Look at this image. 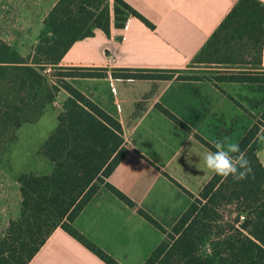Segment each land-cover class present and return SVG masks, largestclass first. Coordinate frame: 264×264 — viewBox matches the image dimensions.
Instances as JSON below:
<instances>
[{"label":"trees","instance_id":"16d2710c","mask_svg":"<svg viewBox=\"0 0 264 264\" xmlns=\"http://www.w3.org/2000/svg\"><path fill=\"white\" fill-rule=\"evenodd\" d=\"M129 16L154 28L124 0H58L43 19L32 54L23 57L0 40V103L9 108L3 114L4 125L19 127L25 108L41 111L60 90L68 94L42 145L50 171L18 176L19 215L0 232V264H28L58 228L106 264H121L73 225L103 188L163 233L164 239L141 264H264V164L258 155L264 145L260 138L264 135V101L259 116H251V125L237 142L247 154L251 173L240 181L213 174L196 195L188 193L189 206L168 228L108 181L129 152L123 127L69 79L105 78L109 70L67 68L60 61L76 41L93 36L95 29L109 36L111 28H123ZM263 47L264 3L238 0L192 60L222 57L212 77L176 76L177 70L159 69H113L110 75L126 80H207L222 93L221 83L264 87ZM48 66L58 68L52 82L47 77ZM155 108L192 132L160 103Z\"/></svg>","mask_w":264,"mask_h":264},{"label":"rangeland","instance_id":"374dc122","mask_svg":"<svg viewBox=\"0 0 264 264\" xmlns=\"http://www.w3.org/2000/svg\"><path fill=\"white\" fill-rule=\"evenodd\" d=\"M36 5L37 25L48 5H42L41 0H37ZM9 7V0H0V11H7L8 14ZM42 29L43 23L39 30L28 31L27 43L17 47L22 54L33 53ZM15 34L19 41H23L20 30ZM34 39L36 41L32 45ZM222 60V57L216 56L190 61L186 67L175 69L178 71L175 75L212 77L214 68L219 66L217 62ZM57 69L46 68L50 82L56 79ZM79 81L70 82L75 87L78 84L82 90L87 89ZM133 81L130 85H124L119 95L122 105V115L119 117L123 121L126 142L131 151L114 180L129 189L146 208L152 209L158 215L156 219L168 228L189 206L191 197L188 193L196 195L214 174L203 162V152L208 148L194 134L211 145L217 140L237 143L251 125V116L258 117L261 112L264 87L228 83L221 85L222 94L208 82L175 79L155 83ZM89 90L103 97L102 100L107 99L100 94L99 85L90 86ZM67 96L64 90H60L53 102L41 111L33 107L25 108L19 127L3 124V114L9 108L0 103V232L5 231L10 219L19 215V174L50 171V164L42 154V145L55 127L57 115L62 111ZM158 102L169 105L191 127L192 132L180 128L154 110V104ZM144 131L150 139L141 137L140 133ZM147 152L154 159L163 160L154 161ZM258 155L264 164V145ZM148 224L143 222L142 226L147 228H142L131 238L110 239L112 253L125 264H141L164 239L161 231ZM132 226L136 227V223Z\"/></svg>","mask_w":264,"mask_h":264},{"label":"crops","instance_id":"0c3cea01","mask_svg":"<svg viewBox=\"0 0 264 264\" xmlns=\"http://www.w3.org/2000/svg\"><path fill=\"white\" fill-rule=\"evenodd\" d=\"M57 1L41 0L42 5H48V8L39 20L40 24L36 25L35 8L37 0H9L11 7H9V13L7 14V11H0V40L15 49L21 56H28L29 53L24 55L20 52L17 48L18 45L27 43L26 36L29 30H39L41 28L44 17ZM124 1L149 20L154 25V28H149L137 17L129 16L125 26L123 28L112 27L109 36L101 29H95L93 36L76 41L60 61V66L67 68H108L109 73L105 78H72L69 80L82 81L87 89L82 90L78 84H76V88L81 90L105 111L116 117L123 127V132L124 124L119 117V115H122V105L119 95L124 85H130L134 81L112 78L110 75L111 70H175L186 67L199 53L207 39L238 0ZM260 1L264 3V0ZM17 30L23 33L22 37H20L23 41H19V37L16 36L15 32ZM35 41L34 39L32 45ZM109 58H113V61L109 62ZM262 69L264 70V47ZM142 81L157 82L150 80ZM192 82H208L207 84L218 90L207 80ZM222 84L228 83H221L219 86L221 87ZM95 85L100 86V94L106 96V100H102L103 97H98V94L93 90H89L90 86ZM219 92L222 93L221 91ZM156 104H154V110L159 112L155 108ZM161 105L182 120L169 105L166 103ZM144 132L140 133L141 137L148 139L147 132ZM126 144L128 145L127 142ZM128 147L129 152L108 178V181L127 194L138 206L156 219L158 215L152 209L146 208L129 189L114 180V176L123 166L125 159L130 155L131 149L129 145ZM149 156L157 162L163 160L154 159L151 154ZM143 222L148 224L134 209L122 204L115 196L103 188L77 216L73 225L90 241L113 256L121 264H125L118 256L112 253L110 239L133 237L142 228H147L145 225L142 226ZM133 223H136V227L134 228L132 226ZM28 264L106 263L63 229L58 228Z\"/></svg>","mask_w":264,"mask_h":264},{"label":"clouds","instance_id":"9594fccd","mask_svg":"<svg viewBox=\"0 0 264 264\" xmlns=\"http://www.w3.org/2000/svg\"><path fill=\"white\" fill-rule=\"evenodd\" d=\"M264 139V135L260 137ZM215 150L203 152L205 167L212 173L224 178L232 177L234 181L245 179L252 171L245 151L237 143L214 142Z\"/></svg>","mask_w":264,"mask_h":264},{"label":"built area","instance_id":"2783aa9c","mask_svg":"<svg viewBox=\"0 0 264 264\" xmlns=\"http://www.w3.org/2000/svg\"><path fill=\"white\" fill-rule=\"evenodd\" d=\"M113 61V58H109V62H112Z\"/></svg>","mask_w":264,"mask_h":264}]
</instances>
